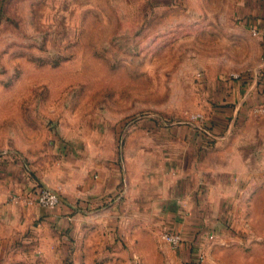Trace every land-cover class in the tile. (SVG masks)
<instances>
[{"label": "rangeland", "instance_id": "1", "mask_svg": "<svg viewBox=\"0 0 264 264\" xmlns=\"http://www.w3.org/2000/svg\"><path fill=\"white\" fill-rule=\"evenodd\" d=\"M261 1L0 0V154L47 169L75 145L118 154L151 129L199 130L217 83L259 59L245 21ZM89 230L61 240L64 253L1 241L0 264H264L244 237L203 234L214 238L197 262L161 231L133 253L132 242Z\"/></svg>", "mask_w": 264, "mask_h": 264}, {"label": "crops", "instance_id": "2", "mask_svg": "<svg viewBox=\"0 0 264 264\" xmlns=\"http://www.w3.org/2000/svg\"><path fill=\"white\" fill-rule=\"evenodd\" d=\"M245 27L259 59L239 78L223 77L207 97L212 135L181 125L160 138L151 129L130 136L118 154L75 145L47 169L0 154V242L11 248L24 239L64 253L60 241L88 228L132 242L135 253L138 243L169 230L184 234L185 255L205 233L264 249V114L254 113L264 108V0ZM39 187L57 192L62 204L39 206Z\"/></svg>", "mask_w": 264, "mask_h": 264}, {"label": "built area", "instance_id": "3", "mask_svg": "<svg viewBox=\"0 0 264 264\" xmlns=\"http://www.w3.org/2000/svg\"><path fill=\"white\" fill-rule=\"evenodd\" d=\"M253 36L259 35V30L254 26L251 29ZM233 78H239V75H233ZM254 113L256 114H264V108L254 109ZM199 122L200 125H197L199 129H202L206 126V120L203 116H198L194 118ZM36 195L37 204L45 209H55L58 208L62 204V200L60 195L47 188V187H39ZM204 235L199 234L192 245V252L197 262H203L205 258L204 249L206 243L213 240L214 236L210 235L208 237L203 238ZM161 241L166 245L170 246V248L174 251H180L185 243H187L185 236L181 232H173V231H163L160 234Z\"/></svg>", "mask_w": 264, "mask_h": 264}, {"label": "trees", "instance_id": "4", "mask_svg": "<svg viewBox=\"0 0 264 264\" xmlns=\"http://www.w3.org/2000/svg\"><path fill=\"white\" fill-rule=\"evenodd\" d=\"M199 130H202V131L206 132L208 135H212L213 134L212 133V130H213L212 127L205 126V127H203L202 129H199ZM61 200L63 201L64 198L61 197ZM190 251L192 252V249H190Z\"/></svg>", "mask_w": 264, "mask_h": 264}]
</instances>
